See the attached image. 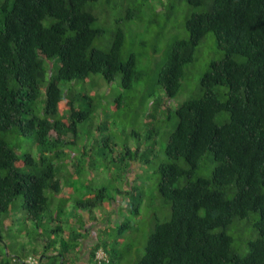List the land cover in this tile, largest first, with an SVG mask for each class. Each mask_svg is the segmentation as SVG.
Returning a JSON list of instances; mask_svg holds the SVG:
<instances>
[{"label": "trees", "instance_id": "1", "mask_svg": "<svg viewBox=\"0 0 264 264\" xmlns=\"http://www.w3.org/2000/svg\"><path fill=\"white\" fill-rule=\"evenodd\" d=\"M184 1L185 35L152 72L138 68L148 43L125 42L155 0H0V264H264V0ZM208 33L217 57L173 109ZM113 83L118 107L145 90L135 151L80 134L108 127ZM137 161L164 205L142 254L119 245L136 227L116 207L139 215L143 192L112 174Z\"/></svg>", "mask_w": 264, "mask_h": 264}, {"label": "rangeland", "instance_id": "2", "mask_svg": "<svg viewBox=\"0 0 264 264\" xmlns=\"http://www.w3.org/2000/svg\"><path fill=\"white\" fill-rule=\"evenodd\" d=\"M163 1L164 4L160 3L161 0L159 2L155 0L154 4L157 6V9L153 13L148 11V14L144 17V21H132L128 25L125 50L135 51L140 40L148 43L147 47H144L145 51L138 62L139 70L145 69L146 66H150L152 69L151 71L155 72L157 65L164 61L165 55L167 54L171 43L175 39L182 38L185 35V19L190 14V11L192 10L191 7L184 0ZM100 20L102 19L100 18ZM153 42H156L155 44L157 45V52H154L153 46L151 45ZM215 57H217V51L214 37L211 33H208L204 38L203 43L199 46V53L197 54L195 62L193 64H189L188 68L186 69L182 90L174 99L168 102L171 106H173V109L187 98V96L195 88L196 81L200 77L201 72L206 69L208 65L207 63H209L211 58ZM151 81L152 79L150 78L149 83H151ZM110 88L111 94L106 100H102V106H104L105 111L108 113V127L102 130L100 129V131L96 132L95 127L92 125H95L96 122H100L101 120L95 119L93 122L87 121L79 125L81 137L83 140L86 139L88 141H91L93 137H96L100 141V144H102L101 147H104L105 144H107L116 153L124 152L125 145H129L133 151H135L138 141L137 137L143 139L145 137L144 133L147 129L146 125H144L145 120L143 116L138 118L135 115V107L137 105L139 106V98L143 96L145 90L137 89L133 90V92L130 91L125 96V103H122L121 106L118 107L114 103V97L118 95L121 90L116 83L111 84ZM102 89H105V87H102L98 90L101 91ZM89 92L92 94L96 92V90H90ZM158 93L163 94V91H159ZM128 96H131L132 98H128ZM96 100L99 103L101 102L99 99ZM148 106L149 98H147L145 105L140 107L141 112H145ZM137 131L138 136H135L133 133H136ZM107 137H110L109 142H105ZM103 143L105 144L103 145ZM106 150L108 151V149ZM132 154L136 156V153L132 152ZM99 160H101V157ZM134 164V167L133 164L130 165V169H128L129 173H127V171L121 167L122 169L120 170L114 169L112 174L115 176L114 182L117 186H119L120 189L126 188L125 186L127 183L131 185V178L137 177L136 182L133 183L132 186L140 188L143 192L144 197L142 203L140 204L139 215L126 213L123 209L125 205L121 204L123 202L122 199H120V202L116 207V214L119 213L121 216L124 215V217L131 218L132 221H134V227H136V229L129 233L130 235L121 238V244L119 245L121 246L127 243H133L139 253L142 254L144 251L145 238L153 227V216L155 213H158V216L162 217V207H164V205L162 200L159 198L156 188L157 174L154 173L153 166L144 165L139 161ZM117 174L119 175L118 177ZM110 180L111 179L108 175L106 178H103L100 180V182H98L102 185H107L110 183ZM130 189L131 188L128 187L126 190ZM107 206L109 205L106 202L105 208ZM116 220L117 215L114 221ZM65 224L67 225V223ZM115 231L116 230L111 229L109 232V235L112 239H115Z\"/></svg>", "mask_w": 264, "mask_h": 264}, {"label": "built area", "instance_id": "3", "mask_svg": "<svg viewBox=\"0 0 264 264\" xmlns=\"http://www.w3.org/2000/svg\"><path fill=\"white\" fill-rule=\"evenodd\" d=\"M96 256H97L98 258H102V257L105 258V253L103 252L102 249H99V250L96 252ZM33 262H35V261H31V263H33Z\"/></svg>", "mask_w": 264, "mask_h": 264}, {"label": "crops", "instance_id": "4", "mask_svg": "<svg viewBox=\"0 0 264 264\" xmlns=\"http://www.w3.org/2000/svg\"><path fill=\"white\" fill-rule=\"evenodd\" d=\"M90 239V238H89ZM80 264H85L84 262H80Z\"/></svg>", "mask_w": 264, "mask_h": 264}]
</instances>
